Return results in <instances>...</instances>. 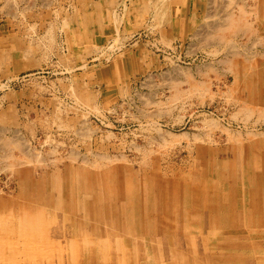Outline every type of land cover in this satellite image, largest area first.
I'll use <instances>...</instances> for the list:
<instances>
[{"label":"rangeland","instance_id":"1","mask_svg":"<svg viewBox=\"0 0 264 264\" xmlns=\"http://www.w3.org/2000/svg\"><path fill=\"white\" fill-rule=\"evenodd\" d=\"M0 264H264V0H0Z\"/></svg>","mask_w":264,"mask_h":264},{"label":"bare ground","instance_id":"2","mask_svg":"<svg viewBox=\"0 0 264 264\" xmlns=\"http://www.w3.org/2000/svg\"><path fill=\"white\" fill-rule=\"evenodd\" d=\"M238 26V25H237ZM237 29V28H236ZM125 212V211H124ZM31 226V225H30Z\"/></svg>","mask_w":264,"mask_h":264}]
</instances>
